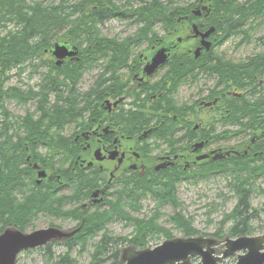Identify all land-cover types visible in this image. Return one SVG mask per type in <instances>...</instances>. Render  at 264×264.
I'll list each match as a JSON object with an SVG mask.
<instances>
[{
	"label": "flooded vegetation",
	"instance_id": "obj_1",
	"mask_svg": "<svg viewBox=\"0 0 264 264\" xmlns=\"http://www.w3.org/2000/svg\"><path fill=\"white\" fill-rule=\"evenodd\" d=\"M242 1L237 0L239 4ZM216 8V0H202L199 8L184 9L187 13L177 18L169 37L164 36L166 31L161 25L151 31L150 41L140 38L143 35L139 31L132 45H140L144 52L137 60L131 55L132 46L127 44L112 47L106 63L99 58L86 62L85 47L72 40L52 41L43 54L32 52L13 64L20 82L15 85L17 100L28 98L29 105H34L30 121L17 118L19 124L23 123L20 131L24 130V135L20 132L13 145L26 146L23 165L29 163L39 177L44 170L28 155V145H61L57 150L69 162V179L94 186L73 197L76 206L66 217L82 219L83 226L89 217L101 215L110 220L109 225L127 222V204L134 194L144 192L152 197V189H176L181 181L203 179L207 175L200 172L206 169H227L229 164H223H250L264 157V79L261 81L259 74L251 75L249 70L264 62V57L260 58L259 47H248L254 48V55L246 66L240 67L243 59L230 58L227 52L234 53L233 50H224L226 43L237 38L243 46L236 48L235 53L246 48L250 41L246 29L255 28L258 18L252 14L236 23L240 28L226 29V20L214 21ZM174 42L175 51L168 62L146 75L150 58L165 44ZM57 43L70 50L78 49V54L60 63L52 53ZM90 64L93 67L88 69H97V75L83 89L85 68ZM24 75L28 79L45 76L48 80L41 93L45 94L43 102L48 110L45 120L35 119L40 94L34 92L40 88L35 90L23 82ZM85 91L92 93L86 95ZM47 178L46 173V178L34 183L50 186L43 184ZM65 189H70V183L58 186L56 192ZM58 214L54 217L61 218ZM103 229L91 235L97 233L101 241ZM75 235L49 244H66ZM110 238L112 245L127 244L120 237ZM214 238V256L222 258L227 240ZM120 251L122 261L125 250ZM199 261L200 258L191 260L193 264Z\"/></svg>",
	"mask_w": 264,
	"mask_h": 264
},
{
	"label": "rangeland",
	"instance_id": "obj_2",
	"mask_svg": "<svg viewBox=\"0 0 264 264\" xmlns=\"http://www.w3.org/2000/svg\"><path fill=\"white\" fill-rule=\"evenodd\" d=\"M20 1H22L26 5L41 3L50 7H58L62 5V3H64L63 0ZM158 1L169 8L175 7V9H177L176 7L179 6L180 8L188 9L191 6L197 9L200 7L202 0ZM252 1L255 0H243L240 4L247 5ZM255 14L258 18L256 20L255 28L246 29L250 34L249 39H247L250 41H247V44L245 45L246 48L242 49L240 53H235L237 51L236 48H238L239 46H243L239 38L234 39L233 41H229L224 45V50H233L234 52H227L229 56H232L230 58H233L235 60L243 59V62L239 64L241 65L240 67H242L243 65H247V60L250 59L249 57L254 55L253 50L255 47L260 48V51H257L260 55V58L264 57V5L262 9H260V13ZM136 21L133 19L129 20L116 18L105 22L99 27V35L102 37V40H105V46H107L108 44L112 45L110 46V48L106 49L107 52L109 50V56L111 52L110 49H112V47L119 48V46L127 44H130L132 46L133 50L131 51V55L135 57V60H137L138 55L144 52V49L140 45H132V41L136 38L139 31L143 27ZM21 27L22 26H20L16 21L13 23H8L7 25L0 28L1 38H6L9 37V35L18 34L21 30ZM177 36L178 35H174L172 37ZM72 40L73 39L71 38L70 33L66 29L55 34L53 43ZM252 46H254V48H248ZM89 52V49L83 52V58L86 62H90V57L93 55L89 54ZM232 54H235V56H233ZM98 56L101 62H107L106 58L101 59L103 56H101L100 54H98ZM44 60H46V62L43 63L45 65L47 63V59L44 58ZM100 65L102 66L103 63ZM92 67L93 66L90 64V66L85 68V75L83 78V81L85 82L83 89L89 86V84H92L93 81H95L94 78L97 75V69L90 70ZM100 73H102V69H100ZM263 79L264 75L261 78V81H263ZM18 80L19 79L16 76V70L13 69V66H3L0 63V147L3 148H5L6 145H13L15 143L17 135L20 132L22 134L24 133V130L20 131L21 126L23 127V123L19 124V122H17V118L23 119L24 117H26V119L30 121L32 119L30 117H32L34 113L32 112L34 105H29L30 103L28 98L24 100H17L15 85L20 84ZM22 81L25 83H29V85H33L35 90H37L39 86L40 89L34 92L35 94H40V97L39 95H37V102L39 106L37 107V111H35V119L38 120L41 118L42 120H45L48 110H46L43 102L45 94L43 93L44 96H42L41 93L47 87V78L45 76H43L42 78L37 76L33 77V79H28L27 75H24L22 76ZM262 89H264V86L262 87ZM84 93L88 95L92 92L85 91ZM30 95L31 94H29L28 96L30 97ZM262 97L264 99V92L261 95V98ZM23 106H25L26 109ZM18 146L20 148V155L25 154L26 146ZM28 147L30 149V151H28V155L32 156L33 162L39 163L41 168L47 173L48 178L43 182V184L48 183L54 186H60L70 183V189L59 190L55 192L49 200L48 212L39 214L38 217L32 221L26 233H32L35 231L46 230L50 228L57 229L69 234L73 233L72 231L77 233L80 231L82 232V219L71 220L69 219V217H66V214L69 210L75 208L74 206H76V203H74L73 197L76 196L77 193H79L80 188L84 187V184L80 179H69V169L67 168L69 162L66 156H62V154L59 152L60 150L58 151L54 148L50 149L49 146L47 148L44 145H28ZM73 164L74 163H72V166H74ZM226 164L232 166L237 163L232 161L230 163L223 164V166H226ZM262 165H264V163H262ZM211 171L212 170L206 169L204 171H201L200 173H202L203 175H207ZM229 179H231L229 175H224L221 173L217 175L216 172H214L210 173L206 176V178L203 179L194 178L193 180L185 182L181 181L180 184H178L176 187V191L178 192L176 206H174L172 203H160L157 199H155V197H151L150 194H146L144 192L134 194L131 202L127 204V207L129 209L127 214V222L123 221L122 223L104 225V231L102 232L101 237L105 235L115 238L120 237L126 240L127 244L122 245L121 247H119V249L122 248L126 250L129 248H134L136 251L154 249L163 244L166 240L170 239L202 238L207 240H215L214 237L222 240L237 239L230 237L228 230L232 226V223L230 221H226L225 219V214H230L231 212H233L238 203L237 196L228 186L230 182ZM33 180H39V177H37L36 173L33 176ZM249 185H251L250 189L252 190L251 207L254 210H258L260 215V221H255L254 224H252L256 232L250 236H261L264 235V173L260 177H258L256 181L249 182ZM161 189L162 187L152 190L156 192L161 191ZM69 202H72V204L70 205ZM79 205H81V203H78V206ZM212 210L215 211L211 213ZM56 213H59L58 215L61 216V218L54 217ZM176 215L183 216L185 222H175L173 220V217ZM141 223L150 224L149 226L153 227L154 230V233L149 230L150 233H148L147 237V241L149 244L142 250L137 249V247L132 242L134 240H137L138 244H140L139 247L143 246L140 243V241H142L140 233L137 232L138 229L141 230L142 228L140 226ZM2 228L3 225L0 219V230ZM193 232H195L196 234L192 235ZM186 233H189V235H187ZM99 237L100 235H98L97 233H95L93 236L84 235L81 242L77 244V248H75L73 252L70 253V257L73 260L74 264H91L93 254L95 253V248L97 247V245H99ZM221 248L222 247L220 245L217 247L219 252L223 250V248L222 250ZM52 250L56 259H59V257L61 256H67L69 254V251H67L61 245L54 246ZM44 255L45 252L41 251L40 249L31 251L29 253L24 252L19 256L18 264H47V262L44 260ZM102 258V260L106 264L111 261L109 260L110 255L103 256ZM236 261L237 255L223 260L220 264H235Z\"/></svg>",
	"mask_w": 264,
	"mask_h": 264
},
{
	"label": "trees",
	"instance_id": "obj_3",
	"mask_svg": "<svg viewBox=\"0 0 264 264\" xmlns=\"http://www.w3.org/2000/svg\"><path fill=\"white\" fill-rule=\"evenodd\" d=\"M63 1L64 3L58 7H50L41 3L26 5L20 0H0V28L15 21L22 26L18 34L9 35L6 38H1L0 32V63L3 66L12 67L13 64L29 57L32 52L36 55L43 54L45 50L50 48L55 34L66 29H69L74 44L84 46V51L89 49V54H93L90 60L94 61L99 58L98 54L109 60V50L106 51L109 44L105 46V40H102L99 35V27L105 22L116 18L137 20L136 22L143 26L140 30V34L143 36L140 38H146L150 41V33L158 25H161L166 31L165 37L173 34L177 18L187 13L179 6L176 7L177 9L175 7L169 8L158 0ZM232 1L227 0V4H224V0H216L217 8L214 21L218 23V20L224 19L228 23L226 29L233 30L240 28L236 25L240 20L242 21L255 13L259 14L264 5V0H255L247 5H240L237 0L234 3ZM74 15L77 17L71 21ZM31 40L35 42L31 44ZM249 70L252 72L251 75L259 74L262 78L264 62L252 66ZM253 106L251 105V107ZM49 146L50 149L61 148V145ZM19 151L18 145L0 147V219L3 225L0 234L8 228L27 232L28 227L39 214L48 212L49 200L58 188L54 185L36 186L33 180L34 169L29 163L23 165L25 155H20ZM262 163H264V157L258 158L250 164L240 162L229 166L227 169H211L210 173L216 172L231 177L228 186L238 198L235 210L230 214H225L226 221L232 223L228 230L231 238L250 236L256 232L252 224L255 221H260V215L258 210L251 207L252 190L249 182L256 181L264 173ZM93 188V184L88 183L87 186L80 188V191L83 189L91 191ZM153 197L160 203H172L174 206L177 203V192L172 186H164L161 191H156ZM214 211L212 210L211 213ZM173 220L185 222L183 216L179 215L174 216ZM109 221L105 215L89 217L83 226V231L78 232L73 238L67 240L66 244L61 245L69 251L67 256H61L57 260L52 250L56 245L49 244L40 249L45 252L44 260L47 264H74L70 253L77 248V244L81 242L84 235L93 234L94 231L103 228ZM149 225L140 224L142 228L141 230L138 229L137 232L140 233L142 238L140 243L143 246L139 247L140 244L137 240L132 241L137 248L148 246V233L150 231L154 233L153 227ZM186 234L189 235V233ZM195 234L193 232L192 235ZM111 239L107 235L103 236L95 248L91 264H106L102 257L107 255H110L109 260H111L108 264H122L119 245H112Z\"/></svg>",
	"mask_w": 264,
	"mask_h": 264
},
{
	"label": "water",
	"instance_id": "obj_4",
	"mask_svg": "<svg viewBox=\"0 0 264 264\" xmlns=\"http://www.w3.org/2000/svg\"><path fill=\"white\" fill-rule=\"evenodd\" d=\"M174 45L175 42L165 44L150 58L145 70L146 75H151L159 66L168 62L175 51ZM52 53L61 63L66 58L77 55L78 49L70 50L66 45L57 43L53 46ZM35 167L38 169V166ZM39 178H46V172L40 171ZM75 234L76 232L69 234L53 228L32 233L8 228L0 235V264H18V258L23 252L45 247L53 240H62ZM214 246L215 241L202 238L174 239L165 241L154 249L143 251L126 249L123 252L122 263L192 264V259L200 258L198 264H219L221 260L239 254L236 264H264V235L228 239L222 258L214 256Z\"/></svg>",
	"mask_w": 264,
	"mask_h": 264
},
{
	"label": "bare ground",
	"instance_id": "obj_5",
	"mask_svg": "<svg viewBox=\"0 0 264 264\" xmlns=\"http://www.w3.org/2000/svg\"><path fill=\"white\" fill-rule=\"evenodd\" d=\"M76 17H77V15L72 16L71 21H73Z\"/></svg>",
	"mask_w": 264,
	"mask_h": 264
}]
</instances>
